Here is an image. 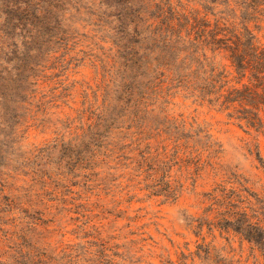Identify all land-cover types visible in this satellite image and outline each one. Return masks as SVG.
<instances>
[{
  "label": "rangeland",
  "instance_id": "obj_1",
  "mask_svg": "<svg viewBox=\"0 0 264 264\" xmlns=\"http://www.w3.org/2000/svg\"><path fill=\"white\" fill-rule=\"evenodd\" d=\"M196 1L191 5L197 8ZM73 7L71 41L62 50L68 54L59 51L45 61L37 95L28 100L21 127L25 149L87 134L90 103L102 104L111 82V32L88 13L86 0ZM218 11L228 17L225 6ZM236 17L230 18L231 27L240 30ZM256 17L245 24L264 45V10ZM222 64L231 69L226 58ZM176 91L157 104L140 141L132 131L118 129L123 148H102L90 166L68 179L37 184L26 213H0V264H19L18 255L30 246L66 264L70 259L64 254L73 246L80 253L73 264H87L86 251L101 239L122 254L116 259L123 264H164L169 258L181 263L183 253H196L203 243L216 248V261L264 264L263 252L240 234L196 227L202 218L217 220L214 195L235 202H256V193L264 198V135L231 117L230 110Z\"/></svg>",
  "mask_w": 264,
  "mask_h": 264
},
{
  "label": "trees",
  "instance_id": "obj_2",
  "mask_svg": "<svg viewBox=\"0 0 264 264\" xmlns=\"http://www.w3.org/2000/svg\"><path fill=\"white\" fill-rule=\"evenodd\" d=\"M83 1L0 0V213H26L34 205L37 184L68 179L90 166L102 148H123L118 129L132 131L140 141L151 127L149 116L172 89L230 110L231 117L264 135V45L245 24L262 13L264 0H198L197 8L191 0H86L85 9L113 38L114 71L103 102L90 103L93 121L76 141L61 139L25 149L21 127L28 100L37 95L45 61L59 51L68 54L62 50L71 41L73 6ZM222 6L228 17L218 14L224 12L218 11ZM233 15L242 23L240 30L231 27ZM225 58L231 69L222 64ZM252 196L256 202L214 195L217 220L202 218L196 227L232 230L264 254V198ZM109 243H94L97 248L86 251L91 257L85 262L123 264L116 259L122 254ZM28 248L18 255L19 264H66ZM197 248L191 255L183 253L181 263L169 258L164 264H189L188 257L190 264H225L216 261L214 246L203 243ZM68 249L64 257L73 264L80 253L73 246Z\"/></svg>",
  "mask_w": 264,
  "mask_h": 264
}]
</instances>
